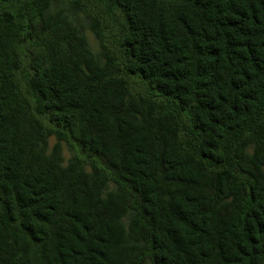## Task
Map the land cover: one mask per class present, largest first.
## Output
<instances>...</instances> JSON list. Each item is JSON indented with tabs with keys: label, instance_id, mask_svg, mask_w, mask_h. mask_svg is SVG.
Returning <instances> with one entry per match:
<instances>
[{
	"label": "trees",
	"instance_id": "trees-1",
	"mask_svg": "<svg viewBox=\"0 0 264 264\" xmlns=\"http://www.w3.org/2000/svg\"><path fill=\"white\" fill-rule=\"evenodd\" d=\"M0 264H264V0H0Z\"/></svg>",
	"mask_w": 264,
	"mask_h": 264
}]
</instances>
